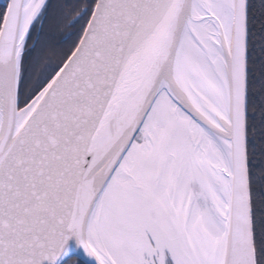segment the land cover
Segmentation results:
<instances>
[{
    "label": "snow or ice",
    "instance_id": "obj_1",
    "mask_svg": "<svg viewBox=\"0 0 264 264\" xmlns=\"http://www.w3.org/2000/svg\"><path fill=\"white\" fill-rule=\"evenodd\" d=\"M0 264H264V0H0Z\"/></svg>",
    "mask_w": 264,
    "mask_h": 264
}]
</instances>
